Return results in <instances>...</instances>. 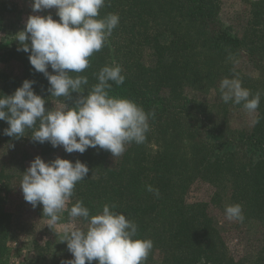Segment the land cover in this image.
Returning a JSON list of instances; mask_svg holds the SVG:
<instances>
[{
    "label": "trees",
    "instance_id": "obj_1",
    "mask_svg": "<svg viewBox=\"0 0 264 264\" xmlns=\"http://www.w3.org/2000/svg\"><path fill=\"white\" fill-rule=\"evenodd\" d=\"M241 3L226 23L222 0H106L97 18L118 14L119 24L89 58L90 66L71 75L87 77L80 93L87 95L104 66H121L125 82L117 86L109 81L110 95L155 114L149 118L146 139L128 144L118 157L99 147L69 154L50 143L33 142L32 129L20 139L6 136L3 130L9 125L0 121V145L10 150L29 146L13 160V175L0 168V264H10L12 253L14 214L8 209L7 185L14 178L22 181L36 156L46 162L57 154L89 168L85 180L75 185L67 215L78 200L91 216L101 213L105 204L115 205L114 211L137 224L136 238L153 241L143 264H264V0ZM9 10V3L0 0V31ZM18 47L0 49V62L6 66L0 71V96L34 80V91L47 100L46 109L54 110L55 103L74 106L80 94L51 96L44 74L34 70L29 54ZM242 55L256 75L237 67ZM224 78L240 79L251 96L261 94L249 126H232L231 111L246 109L222 100ZM189 91L208 99L191 97ZM199 182L211 186L212 194L206 201H190L189 192ZM149 186L159 195L148 191ZM233 204L242 206L243 222L259 226L260 244L245 256L231 250L211 215L213 208ZM36 212L42 216L43 207ZM49 244L40 248L36 242L37 254L28 264H56L45 255Z\"/></svg>",
    "mask_w": 264,
    "mask_h": 264
},
{
    "label": "clouds",
    "instance_id": "obj_2",
    "mask_svg": "<svg viewBox=\"0 0 264 264\" xmlns=\"http://www.w3.org/2000/svg\"><path fill=\"white\" fill-rule=\"evenodd\" d=\"M105 2L32 0L33 13L55 9L59 19H54L51 12L30 15L24 30L16 34L17 51L29 54L31 66L48 80L47 91L51 96L72 97L73 93L80 94L82 85L88 83L86 76L73 77L71 73H80L90 66L89 58L105 46L119 24L118 14L97 18ZM122 72L119 65L104 66L98 74V83L87 95L80 94L72 107L64 105L56 110L46 109L47 100L34 91L36 81L25 80L13 94L0 96V121L9 125L3 134L20 139L26 130L32 129L33 142L50 143L53 148L62 146L69 154H83L89 148L99 147L114 157L122 155L128 144L145 141L149 118L155 115L134 101L110 95L109 81L122 85L125 82ZM220 90L225 103L243 104L249 112L259 107L261 94L251 96L238 78H224ZM88 173V166L80 160L73 163L57 157L45 162L36 156L23 173L20 188L25 201L33 207L42 204L43 214L50 218V223H55L74 195L75 185L85 180ZM148 191L159 195V190L151 186ZM115 207L105 204L101 213L91 216L82 200L71 206L69 216L83 218L88 225L86 231L79 228L71 231L66 239L74 257L66 264H92L93 261L143 264L154 246L153 241L136 238L137 224L114 211ZM225 215L230 221L245 219L240 204L227 206Z\"/></svg>",
    "mask_w": 264,
    "mask_h": 264
},
{
    "label": "rangeland",
    "instance_id": "obj_3",
    "mask_svg": "<svg viewBox=\"0 0 264 264\" xmlns=\"http://www.w3.org/2000/svg\"><path fill=\"white\" fill-rule=\"evenodd\" d=\"M6 1L10 5V10L5 13L4 26L0 31V49H6L18 44L16 34L24 30L27 19L30 15H47L49 12L55 15V9L46 10L41 13L32 12V0H1ZM242 0H222V18L226 23H231L237 9L240 7ZM257 2L259 0H249ZM5 65L0 62V71L5 69ZM237 67L245 73L256 75L254 69L246 60L245 55H242L237 60ZM191 97L198 99H208V96L199 92H188ZM212 99H213V95ZM211 98V97H209ZM62 103H55L54 110L63 107ZM253 114L246 110L234 108L231 111V124L233 127L241 128L249 126L252 121ZM28 145L15 146L14 149H9L7 146L0 145V168H4L5 172L13 175L16 171V165H13V160L20 150L28 149ZM60 151H64L63 147H59ZM54 158H48L46 162L52 161ZM16 163V162H15ZM9 174V175H10ZM21 180L14 178L7 185L9 189V204L8 209L14 214V223L12 233L10 235V244L12 253L9 258L10 264H28L32 257L37 252L35 243L39 244L40 248H45L46 243L50 242L48 249L45 251L47 259L54 261L56 264H66L67 261L74 259L67 247L66 239L71 231L79 228L85 229L86 225H81L77 218H71L67 215V206L65 210L59 214V219L55 223H50V218L47 215H38L36 210L43 207L38 205L33 207L32 204L25 201L22 189L20 188ZM212 187L199 182L196 183L189 192L190 201H206L212 194ZM226 207L213 208L211 215L218 223L222 233L226 236L231 250L238 256H245L249 252L256 251L260 244V232L258 224L254 222L230 221L225 215Z\"/></svg>",
    "mask_w": 264,
    "mask_h": 264
}]
</instances>
